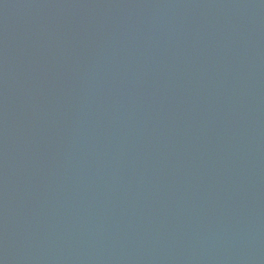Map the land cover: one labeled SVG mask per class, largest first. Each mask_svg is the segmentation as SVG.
I'll list each match as a JSON object with an SVG mask.
<instances>
[{"label": "water", "instance_id": "obj_1", "mask_svg": "<svg viewBox=\"0 0 264 264\" xmlns=\"http://www.w3.org/2000/svg\"><path fill=\"white\" fill-rule=\"evenodd\" d=\"M0 264H264V0H0Z\"/></svg>", "mask_w": 264, "mask_h": 264}]
</instances>
